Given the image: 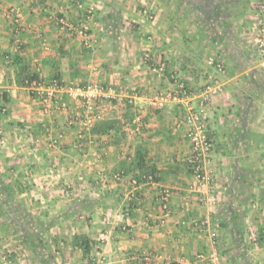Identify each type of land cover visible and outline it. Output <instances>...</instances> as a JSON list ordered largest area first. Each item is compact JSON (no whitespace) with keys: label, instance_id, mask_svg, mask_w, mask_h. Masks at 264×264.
<instances>
[{"label":"crops","instance_id":"0c3cea01","mask_svg":"<svg viewBox=\"0 0 264 264\" xmlns=\"http://www.w3.org/2000/svg\"><path fill=\"white\" fill-rule=\"evenodd\" d=\"M215 2L228 4L204 15L189 0H0V174L29 211L57 213L42 219L51 222L55 264H88L96 253L103 264H195L215 249L225 263L264 264V0ZM13 8L18 23L7 15ZM26 75L99 82L115 97L86 107L65 93L46 112ZM214 76L224 90L205 107L213 151L203 183L189 168L183 123L186 102L198 107L200 97L155 100L177 84L196 92ZM146 168L155 179H144ZM89 198L95 203L81 206ZM224 219L242 227L241 246ZM6 228L0 221V264H43ZM82 234L88 254L74 242Z\"/></svg>","mask_w":264,"mask_h":264},{"label":"built area","instance_id":"2783aa9c","mask_svg":"<svg viewBox=\"0 0 264 264\" xmlns=\"http://www.w3.org/2000/svg\"><path fill=\"white\" fill-rule=\"evenodd\" d=\"M264 14V11H263ZM7 15L14 17L18 23L21 18V11L19 9H10ZM20 25V24H19ZM78 33L85 38V43L88 45L89 42L86 40L88 37L86 26L82 25L77 29ZM258 46L261 55V60L264 66V15L260 20L259 35H258ZM147 62L150 60L149 55H146ZM207 64L212 66L219 73L225 72V66L222 62L217 61L213 56H210L206 60ZM166 65L164 62H159L153 66V70L162 76L165 74ZM24 83L30 89L36 90L41 98L42 103L45 105V110L48 112L50 106H54L56 103L63 100V94H68L69 97L81 101L84 106L88 107L99 100H111L115 97V89L113 87H105L99 82H90L84 85H72L66 84L65 81L58 77H53L48 82H45L42 77H35L30 80L24 79ZM224 90V84L219 77L214 76L213 79L208 80L203 86L196 92L189 91L184 84H177L174 90H169L159 94L155 100L157 107H162L168 101H174L177 103H184L189 101L191 97L198 95L201 101L198 107L191 106L188 102L183 116V123L187 128V137L191 143V154L188 158L189 168L193 174L198 178L200 182H207L208 175L205 172V164L209 162L212 151L213 143L209 137V131L207 127V113L206 104L211 103L214 98ZM90 120L85 122L86 125L90 124ZM155 173H149L144 176V179L153 180L155 179ZM116 179H121L122 174L116 173ZM137 183V181H134ZM170 192L168 189L163 191L161 197L162 209L165 214L168 215L170 212V206L168 203ZM209 221H201L200 225H208ZM210 236L215 239L217 236L216 231L211 230ZM100 241L102 243L108 241V235L102 233L100 235ZM104 258L101 253L91 255L88 264H103ZM229 264L225 263L224 257L217 249L205 253L200 252L196 256L195 264ZM174 264H184L182 262Z\"/></svg>","mask_w":264,"mask_h":264},{"label":"trees","instance_id":"16d2710c","mask_svg":"<svg viewBox=\"0 0 264 264\" xmlns=\"http://www.w3.org/2000/svg\"><path fill=\"white\" fill-rule=\"evenodd\" d=\"M195 10L202 12V14L210 15L213 9L218 8L220 5L215 2V0H189ZM222 3V2H221ZM218 4V5H217ZM212 7V8H211ZM220 7V8H221ZM211 17V16H210ZM212 22L217 19L210 18ZM214 20V21H213ZM215 22V23H216ZM217 24V23H216ZM36 75H26L25 78L30 80L34 79ZM259 138L264 139V135H259ZM145 166V165H142ZM146 174L156 173L154 169H145ZM95 203V200L92 198L80 201L81 206L86 208ZM79 205V204H77ZM0 213L4 215L9 222H7V230L13 234L22 235L23 241L29 243V245L35 249L38 260L43 264H55V256L52 250V246L47 240L45 233L49 230L51 226L50 221H42V219L37 218L31 211H29L23 203L17 199L14 190L12 187L5 182L2 175L0 174ZM225 219L222 221V226L228 229L238 245L241 246L243 231L240 225H235L229 227L225 223ZM74 242L82 247L85 253L91 251L89 240L86 235H75Z\"/></svg>","mask_w":264,"mask_h":264},{"label":"rangeland","instance_id":"374dc122","mask_svg":"<svg viewBox=\"0 0 264 264\" xmlns=\"http://www.w3.org/2000/svg\"><path fill=\"white\" fill-rule=\"evenodd\" d=\"M12 187V186H11ZM12 189H13V187H12ZM17 199L18 200H20L19 199V197L17 196ZM37 218H40V219H52V218H54L56 215H57V213L56 212H51V213H49V214H47V215H45L44 213L42 214V213H40L39 211L38 212H36V213H33ZM89 219H90V217H89ZM88 219V216H85V218L83 219V222H85V221H87V220H89ZM0 221L2 222V223H4V225H7V222H9V219H7L4 215H2L1 213H0ZM6 227V226H5ZM7 229V228H6ZM8 231V230H7ZM17 236H19L21 239H23L22 238V235H19V234H17ZM47 237V236H46ZM51 238V237H50ZM52 239V238H51ZM27 244H29V243H27ZM26 244V245H27ZM52 244V243H51ZM30 245H28V247H29ZM7 249V248H6ZM22 250V249H21ZM29 250V249H28ZM35 250V249H34ZM7 252L6 253H8V254H11L12 252H10L11 250H10V248L8 249V250H6ZM23 252L25 253L26 251L25 250H23ZM34 253H36L35 251H34ZM26 257H28V256H26ZM29 262V261H28ZM30 263H32V262H30ZM33 264V263H32Z\"/></svg>","mask_w":264,"mask_h":264}]
</instances>
